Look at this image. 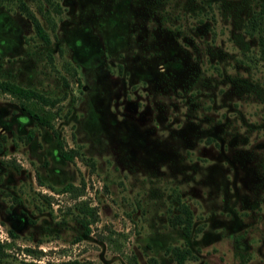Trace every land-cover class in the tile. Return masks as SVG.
Returning a JSON list of instances; mask_svg holds the SVG:
<instances>
[{
  "label": "rangeland",
  "instance_id": "obj_1",
  "mask_svg": "<svg viewBox=\"0 0 264 264\" xmlns=\"http://www.w3.org/2000/svg\"><path fill=\"white\" fill-rule=\"evenodd\" d=\"M262 32L264 0H0V81L41 95L0 89V264H264Z\"/></svg>",
  "mask_w": 264,
  "mask_h": 264
},
{
  "label": "trees",
  "instance_id": "obj_2",
  "mask_svg": "<svg viewBox=\"0 0 264 264\" xmlns=\"http://www.w3.org/2000/svg\"><path fill=\"white\" fill-rule=\"evenodd\" d=\"M46 1L51 3V0H46ZM20 6H21V9L24 11V13L28 16V18L33 23L34 30H35L36 34L38 36H40L41 38H43L44 40H46V37L44 35V29L40 25L37 17L34 15V13L32 11H30L29 8L26 5H24L23 3H21ZM52 7H53L55 12H59L58 3H54ZM255 19L256 18L254 16L251 17L252 22H254ZM262 34L264 35L263 32H262ZM258 40H259L260 44L263 46L264 45V37L262 35H260ZM0 89L11 92V93H13L19 97H25V98L35 97L37 99L41 98V95L38 92H36L35 90H33L31 88L20 86L18 84L11 83L8 81H0ZM29 112H30V114L35 116V118L40 123L47 125L48 127H52L51 124L49 123V121L45 117L40 116V115L33 113L31 111H29ZM60 153L66 159L70 158V156H71V154H69L65 150H61ZM176 203H177V212L168 217V222L170 225L179 226L182 233L187 235V234H189L190 229H191V225H192V212H191L189 206L186 203H184L183 201L179 200L177 196H176ZM87 231H88V229L85 228L84 232L86 233ZM24 249L27 252H29L31 250L29 247H25ZM165 250L172 254L173 264H183V262L186 258H189L190 256H192L190 249L186 246L172 245V246L166 247ZM72 263L73 264H83L82 262L77 261V260H73ZM21 264H34V262L33 261H22ZM152 264H157V263L155 260H153Z\"/></svg>",
  "mask_w": 264,
  "mask_h": 264
}]
</instances>
